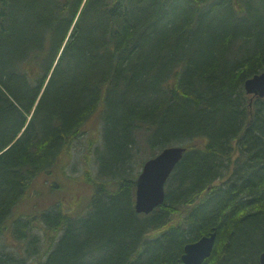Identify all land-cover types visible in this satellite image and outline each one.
<instances>
[{"label":"trees","instance_id":"obj_1","mask_svg":"<svg viewBox=\"0 0 264 264\" xmlns=\"http://www.w3.org/2000/svg\"><path fill=\"white\" fill-rule=\"evenodd\" d=\"M263 70L264 0H0V264H177L212 229L202 264H258L264 98L243 82ZM172 145L138 214L134 164Z\"/></svg>","mask_w":264,"mask_h":264},{"label":"water","instance_id":"obj_2","mask_svg":"<svg viewBox=\"0 0 264 264\" xmlns=\"http://www.w3.org/2000/svg\"><path fill=\"white\" fill-rule=\"evenodd\" d=\"M244 92L259 98L264 97V71L244 81ZM184 151L185 148L182 146L166 147L144 162L135 182V211L137 213H149L163 202L166 179L182 158ZM215 237V229H212L208 235L187 243L181 256L182 264H201L210 255ZM259 264H264V251L259 255Z\"/></svg>","mask_w":264,"mask_h":264},{"label":"rangeland","instance_id":"obj_3","mask_svg":"<svg viewBox=\"0 0 264 264\" xmlns=\"http://www.w3.org/2000/svg\"><path fill=\"white\" fill-rule=\"evenodd\" d=\"M85 147H87V146L80 145V146H77L75 149H73V150H75L74 151V154L72 155L73 158L72 159L70 158L71 161L69 160L70 163H68L67 168H66V171H67L68 176L73 177V178H77L78 176H80L82 174V172L85 170V168L87 166H90V168H92L94 166V162H95L94 161V156H95L94 155V150H90L91 153H88L87 154L86 153V149L87 148H85ZM139 153H140V156H139L138 160H141V158L143 157L142 154L145 153V152L141 149V151H139ZM143 161H145V160H143ZM141 167H142V164L139 163V162H137V164H134L133 171H134V173H136V176L139 173V171L141 170ZM36 181L37 182H40L41 181V177L37 178ZM60 194L61 193L57 194L54 197V199L61 198L66 203V205L68 203H70L71 200H70V198L68 196L65 195V196L60 197ZM83 194L86 197L88 196L87 193L80 192V193H78V194L75 195V197H74L75 200H73V202L75 204H77L79 206V208L81 207V205L82 206L85 205V204H83V202L85 200H82ZM54 199L52 197L41 196L40 197V200H38V202H39L38 203V207L44 209V208L50 206L52 204V202H53ZM67 209H70V206H68ZM33 233L34 234L36 233L38 235L41 234L39 229H35V231H33ZM45 238H47V237L45 236V234H43L42 241ZM3 239L7 243H10L11 241H13V234L10 231H8V232L5 233ZM47 240L48 239H46V241ZM46 245H47V242H46ZM44 246H45V244L42 247H44Z\"/></svg>","mask_w":264,"mask_h":264},{"label":"bare ground","instance_id":"obj_4","mask_svg":"<svg viewBox=\"0 0 264 264\" xmlns=\"http://www.w3.org/2000/svg\"><path fill=\"white\" fill-rule=\"evenodd\" d=\"M177 261H178V259H177Z\"/></svg>","mask_w":264,"mask_h":264}]
</instances>
